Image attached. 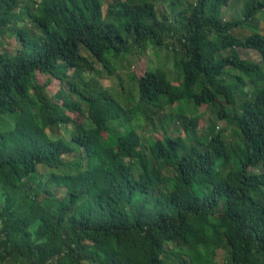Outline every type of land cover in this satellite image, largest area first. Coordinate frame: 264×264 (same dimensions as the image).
I'll list each match as a JSON object with an SVG mask.
<instances>
[{"label": "trees", "instance_id": "16d2710c", "mask_svg": "<svg viewBox=\"0 0 264 264\" xmlns=\"http://www.w3.org/2000/svg\"><path fill=\"white\" fill-rule=\"evenodd\" d=\"M163 2L0 0V36L17 42L0 51V118L14 120L0 126V264H264V34L232 33L256 24L264 0L236 20L216 15L229 0H185L171 15ZM147 43L172 49L181 79L145 65L134 91L99 82ZM227 69L255 87L238 107L245 78L234 92ZM176 101L192 107H178L176 133L155 121L143 140L129 126ZM200 106L234 142L214 125L197 132Z\"/></svg>", "mask_w": 264, "mask_h": 264}, {"label": "rangeland", "instance_id": "374dc122", "mask_svg": "<svg viewBox=\"0 0 264 264\" xmlns=\"http://www.w3.org/2000/svg\"><path fill=\"white\" fill-rule=\"evenodd\" d=\"M184 1L185 0H180L176 4L171 5L170 3L171 0H164L163 4L165 5L166 9L170 12V15H171L172 13L180 10ZM248 2L250 5L251 0H229L227 5L222 6L217 11L216 15L218 18H221L224 20L241 19L243 17V13H244L245 7ZM255 19H256V24H247V23L242 24L236 28H233L232 33H234L239 38H244L253 31H258L259 33L264 34V9L259 10L255 14ZM26 20L25 22L28 24V26H30V22ZM0 42H2L0 43V51L2 49H6L9 52H13L14 48L17 45L16 39L14 36H5L3 38L0 36ZM228 52L229 50H226V52H223V54H226ZM237 52L241 56L246 57V59L248 60H254V61L260 62L259 55L257 51L254 49L239 47L237 48ZM173 55L174 53H172V49L166 46L155 47L151 43H147L144 48H141V50H137V48L134 45H132L129 48V51L125 53L122 58L117 59L114 62L116 68H115V72L113 73V75L111 77H103L98 80L104 87H107L112 93H116L119 91L120 89L119 82H122L125 86H130L132 91H134V89H136V83H135V80L130 81V76L132 74L136 76L140 74L144 70L145 65H147V67L151 66L152 68H155L154 66H158V65H160L159 67L163 69H165L166 67L168 70L167 72H168L169 78L172 79V81L178 80V79H181V77H179V73H177V70L173 68V62H172ZM228 70L229 69H227V71ZM227 75L228 76L232 75L231 77L225 76L226 77L225 81L233 86L234 92L237 86L242 85L241 84L242 82L238 78L239 77L245 78V81H244L245 85L242 87L241 89L242 91L236 90V93H235V103H236L235 106L238 107L242 99L246 97L248 93L251 92L255 87L253 83L251 82L250 77H246L243 70L241 71L239 69H232L231 71L227 72ZM33 79L35 83L42 84L46 80V75L43 72L36 71L33 74ZM262 84H264V82L260 83V85ZM58 85L59 83L57 80L55 79L52 80L51 83H49L46 86L47 93L49 95L54 94V92L58 88ZM181 102L182 101H176L174 104L166 105L167 109H163L160 112V118L155 116V119L153 121H145L142 119L141 116H138L130 122L129 126L134 127L138 131V133L141 135L143 140H145L146 137H149L148 130H151L154 124L153 122L155 121L159 127L160 132L162 130L160 123L164 122V124L168 128L172 129L173 132L176 133L178 129H180V124L182 123V121H184L183 117H180V115L175 113L176 111H178L177 110L178 107L181 108L185 113H187V114H184L186 117H189L192 114V111H191L192 107L189 106L191 104L185 103V102L181 103ZM198 110L199 111L204 110V112H202V115H201L199 128L197 129L198 133L205 134L208 131H210L211 127L214 125L215 129L224 128L226 132L225 133L226 139L229 142H234V138L231 135V132H233L231 131L232 126L226 124L224 120H218L216 117V113L212 112L211 108L205 109V106H200ZM170 115L176 118L171 120V118H169ZM8 124H10V126L13 125L14 120L11 119L7 114L3 115L0 118V126H5ZM121 124L122 125L120 126V129H124L127 127L126 124L124 123H121ZM5 128L7 127L5 126ZM69 129H70V126L64 127L62 131H60V133L57 135L68 138ZM103 135H105V133ZM235 139H236V136H235ZM249 170L253 171L256 169L250 167ZM224 253H225L224 249H218L217 257H216L217 260H222L224 257Z\"/></svg>", "mask_w": 264, "mask_h": 264}]
</instances>
